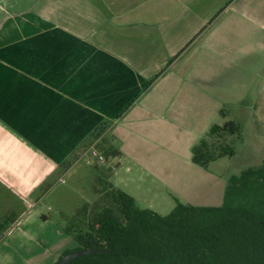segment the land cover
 I'll use <instances>...</instances> for the list:
<instances>
[{
  "label": "crops",
  "instance_id": "crops-1",
  "mask_svg": "<svg viewBox=\"0 0 264 264\" xmlns=\"http://www.w3.org/2000/svg\"><path fill=\"white\" fill-rule=\"evenodd\" d=\"M193 6L194 0H0V224L15 214L18 227L5 235L26 231L19 225L30 215L31 224L41 223L39 210L22 217L18 206L55 170L76 165L69 160L87 142L109 139L118 160H137L134 152L144 146L149 157L159 146L161 160L177 153L170 149L173 130L197 120L187 113L212 87L205 82L218 78L194 54L202 17ZM191 136L188 148L199 137ZM143 164L146 158L139 165L150 174ZM64 240L49 264L69 247Z\"/></svg>",
  "mask_w": 264,
  "mask_h": 264
},
{
  "label": "rangeland",
  "instance_id": "rangeland-1",
  "mask_svg": "<svg viewBox=\"0 0 264 264\" xmlns=\"http://www.w3.org/2000/svg\"><path fill=\"white\" fill-rule=\"evenodd\" d=\"M193 7H197L202 17L195 23L198 33L194 39V54L202 59L203 68H214L213 74L218 78L214 82H205V86L209 84L212 87L205 91L202 102L187 113L197 120L190 122L187 129L173 130L174 143L170 149L177 153L172 158L161 160L159 146L152 148V157L148 156L149 148L144 146L141 154L135 150L137 160L128 159L125 155L118 160V155L113 156L116 145L109 139L106 138L107 142H87L69 160L70 164L76 165L69 171L55 170L34 194L25 199L24 206H18L22 217L27 211L39 210L42 213L41 223L31 224L33 215H30L19 225L26 231L20 235L17 231L5 235L9 227H18L15 225V214L9 219L6 216L2 218L5 223L0 228V264H49L55 257L58 244H63L64 239L69 244L67 249H74L77 244L63 227L73 222L74 229L86 232L90 217L102 207H114L113 201L107 197L111 187L132 196L137 207L165 215L176 201L194 206L221 205L229 179L248 167L262 163L264 0H194ZM227 119L236 121L240 126L239 133L226 137V143L233 147L234 154L220 157L207 167L192 163V146L205 136L213 123L222 124ZM191 132L199 137L188 148L185 143L192 139ZM92 147L97 153H101L100 149L105 152V157L101 153L102 161L94 160L90 151ZM76 156L78 158H74ZM143 158L149 162L143 165L151 166L150 174L142 172L145 167H141L139 161ZM130 160L136 164H131ZM44 191L43 198L37 197Z\"/></svg>",
  "mask_w": 264,
  "mask_h": 264
},
{
  "label": "trees",
  "instance_id": "trees-1",
  "mask_svg": "<svg viewBox=\"0 0 264 264\" xmlns=\"http://www.w3.org/2000/svg\"><path fill=\"white\" fill-rule=\"evenodd\" d=\"M220 113L225 116L223 109ZM102 130L101 124L92 136ZM239 132L232 119L213 123L192 146V163L207 167L233 155L226 137ZM107 197L114 207H102L90 217L86 232L74 229L73 222L63 227L76 242L74 249L106 251L75 258L70 264H264V160L229 179L219 206L176 201L167 214L160 215L137 207L133 197L120 189L111 187Z\"/></svg>",
  "mask_w": 264,
  "mask_h": 264
},
{
  "label": "water",
  "instance_id": "water-1",
  "mask_svg": "<svg viewBox=\"0 0 264 264\" xmlns=\"http://www.w3.org/2000/svg\"><path fill=\"white\" fill-rule=\"evenodd\" d=\"M106 251L103 248H95V247H86V248H79V249H72L64 254L61 255L58 264H70L73 259L97 252Z\"/></svg>",
  "mask_w": 264,
  "mask_h": 264
},
{
  "label": "built area",
  "instance_id": "built-area-1",
  "mask_svg": "<svg viewBox=\"0 0 264 264\" xmlns=\"http://www.w3.org/2000/svg\"><path fill=\"white\" fill-rule=\"evenodd\" d=\"M90 151H91V153H93V155H94V156L90 155V156H92V157L95 158L94 160H98L99 162L103 160V156L101 155V153H100V152L97 153V152H96V149H95L94 147H92V148L90 149Z\"/></svg>",
  "mask_w": 264,
  "mask_h": 264
}]
</instances>
